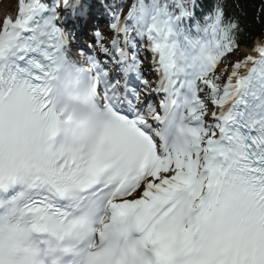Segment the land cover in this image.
Listing matches in <instances>:
<instances>
[{
    "label": "snow or ice",
    "instance_id": "obj_1",
    "mask_svg": "<svg viewBox=\"0 0 264 264\" xmlns=\"http://www.w3.org/2000/svg\"><path fill=\"white\" fill-rule=\"evenodd\" d=\"M242 41L227 0H16L0 264H264V39Z\"/></svg>",
    "mask_w": 264,
    "mask_h": 264
},
{
    "label": "trees",
    "instance_id": "obj_2",
    "mask_svg": "<svg viewBox=\"0 0 264 264\" xmlns=\"http://www.w3.org/2000/svg\"><path fill=\"white\" fill-rule=\"evenodd\" d=\"M228 11L240 17L245 28L241 47H250L256 38L264 37V0H227ZM239 7H236V5Z\"/></svg>",
    "mask_w": 264,
    "mask_h": 264
},
{
    "label": "rangeland",
    "instance_id": "obj_3",
    "mask_svg": "<svg viewBox=\"0 0 264 264\" xmlns=\"http://www.w3.org/2000/svg\"><path fill=\"white\" fill-rule=\"evenodd\" d=\"M16 2V0H1L0 2V19L5 15L6 16V10H10L13 7V4Z\"/></svg>",
    "mask_w": 264,
    "mask_h": 264
},
{
    "label": "bare ground",
    "instance_id": "obj_4",
    "mask_svg": "<svg viewBox=\"0 0 264 264\" xmlns=\"http://www.w3.org/2000/svg\"><path fill=\"white\" fill-rule=\"evenodd\" d=\"M242 51H244V50H242Z\"/></svg>",
    "mask_w": 264,
    "mask_h": 264
}]
</instances>
